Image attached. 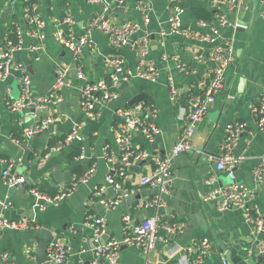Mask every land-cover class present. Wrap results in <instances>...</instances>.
I'll use <instances>...</instances> for the list:
<instances>
[{
	"label": "crops",
	"instance_id": "0c3cea01",
	"mask_svg": "<svg viewBox=\"0 0 264 264\" xmlns=\"http://www.w3.org/2000/svg\"><path fill=\"white\" fill-rule=\"evenodd\" d=\"M29 1L33 0H0V45L14 25L20 46L12 52L9 71L0 78V215L11 220L27 219L36 227L0 230V264H4L5 252L16 264H56L49 259L38 260L39 238L34 233L40 228L55 232V241H64L74 252L84 249L83 264H88L95 257L94 228L84 224L88 215L105 220L106 232L100 242L109 238L122 242L125 214L134 222L158 214L161 220L183 223V231L177 234L160 230L162 239L149 252L122 243L116 264H172L188 243L204 238L210 244L205 264H220L226 246L245 256L253 253L261 237L254 225L240 209L219 210L207 194L230 182L226 171L216 170L213 157L220 151L226 124L242 120L246 127L233 151L244 158L234 168L235 180L253 190L254 203L264 213V190L254 175L264 153V130L259 129L251 113V106L264 94V0H244L239 9L222 0H123V7L109 10L106 17L138 24L133 39L148 40L146 58L155 66L157 79L132 78L119 83L118 97L103 104L95 119L87 117L80 106L83 80L77 77L78 71L86 81L95 82L107 79V59L122 58L130 71L137 62L135 50L117 46L109 35L90 27L104 12L103 4L113 0H63V6L61 0H34L27 6ZM175 4L183 9L182 29L192 35L169 30L168 19ZM68 16L72 24L66 21ZM217 16L225 22L216 26L213 20ZM33 17L43 25L36 26ZM57 32L75 39L86 37V41L73 52L55 39ZM216 45L224 47L226 57L232 52L225 66L224 85L195 124L191 149L174 157L162 205L145 207L143 204L159 194V189L141 185L138 180L153 170L155 158L166 154L178 139L190 96L202 92L217 65L209 58ZM64 66L67 84L53 91L57 70ZM22 70L29 76L34 96L48 95L52 99L46 107L16 112L8 109L9 100L21 93ZM170 77L176 91L174 98L167 83ZM139 94L144 100L129 106ZM125 107L138 108L147 120L159 126L160 134L153 142L140 133L133 134L131 148L144 156L128 167V195L112 203L118 194L115 188H100L109 172L107 150L117 155L114 130L121 124L119 110ZM76 122L80 123V139L51 152L40 164L49 146L61 140ZM37 124H43L39 132L22 137L24 128ZM8 162L9 172L23 178L20 183H6L2 172ZM91 166L94 170L85 181L73 182ZM211 176L215 177L212 183ZM23 182L28 185L22 186ZM31 188L49 196L66 189L70 194L52 204L31 194ZM77 257L74 253L63 264H76ZM98 261L108 264L103 258Z\"/></svg>",
	"mask_w": 264,
	"mask_h": 264
},
{
	"label": "built area",
	"instance_id": "2783aa9c",
	"mask_svg": "<svg viewBox=\"0 0 264 264\" xmlns=\"http://www.w3.org/2000/svg\"><path fill=\"white\" fill-rule=\"evenodd\" d=\"M89 2H99L101 0H88ZM229 4L231 8L239 9L244 0H222ZM123 7V0H113L112 3L103 4L104 12L92 22L90 27L96 28L103 33L110 36L112 42L117 46H127L136 51L137 62L133 71L128 70L122 58L107 59L108 76L106 80L95 82H88L82 71H78L77 77L83 80L80 87V106L85 115L91 119H95L100 115L101 106L118 97L116 86L121 82H129L132 78H141L145 80L155 81L157 79V72L153 63L146 58L148 54V40L141 38L133 39V34L138 28V24L125 20L116 22L110 17H106L107 12L113 8ZM146 10V7H143ZM27 11V10H26ZM183 9L175 4L172 13L168 19L169 30L175 33H182L185 36L192 35L189 30L182 29L180 18ZM146 19V15H145ZM32 20L36 26L40 27L43 22L33 17ZM69 24L73 23L70 16L66 18ZM225 20L222 16L214 18V25L222 24ZM213 33H216V28L213 26ZM55 39L58 40L65 48L77 52L80 44L86 41V37L75 39L71 35L57 32ZM210 40H212L210 38ZM20 49L18 43H13L6 35L0 45V78L4 77L10 68V58L12 52ZM232 53V52H231ZM231 53L228 57L224 54V47L216 45L209 54V58L217 65L214 67L211 76L204 83L201 93L193 94L188 100V106L182 116V125L179 137L171 146L169 151L163 156L155 158V166L153 170L139 178L138 183L141 185L157 186L159 194L146 201L143 206L148 208H157L161 206L162 194L168 191V184L172 174L173 159L176 155L188 152L191 149L190 139L194 131L195 124L204 116L209 106L215 101L218 92L224 85V71L227 62L231 59ZM23 74L21 80V93L18 97L10 99L7 107L10 111H22L26 108H43L52 99L48 95L34 96L30 88L29 76L22 70ZM67 67H61L57 70L56 80L52 86V90L56 91L64 84ZM171 98H174L176 91L173 86L172 78L167 80ZM154 111V110H153ZM251 113L256 118L259 129L264 130V94L259 98L258 102L251 106ZM119 116L124 120L118 128L114 130L115 142L117 147V155H113L111 151L107 150L106 160L109 165V172L105 176L104 184L111 185L118 192L116 199L112 203L127 196L129 188L126 186L128 179L129 165L144 156L142 152H135L131 148V137L133 134H142L149 142H153L160 134V128L153 121L147 120L138 110V108L125 107L119 110ZM44 123V122H43ZM246 127V123L242 120H233L226 124L225 135L220 147V151L213 157L215 167L218 171H226L230 182L226 185L218 186L208 192L207 198L216 201L217 208L221 211L229 209V204L240 209L246 219L254 225L255 232L260 234V240L256 251H264V213L260 212L254 203V193L245 183L235 180L234 168L244 158L243 155L236 154L233 150L238 143ZM43 128V124L28 126L22 131V137L29 138L36 134ZM80 123H74L69 132L59 141L50 145L48 151L40 158V164L49 156L51 152L60 151L65 148L71 141L80 139L79 135ZM11 163L8 162L2 174L6 177V183L15 185L22 181V177L9 172ZM94 170L93 166L89 167L87 171L80 178H75L73 182L85 181L87 177ZM255 179L258 185L264 190V153L261 155L257 167L254 169ZM215 177L211 176L209 182H214ZM30 193L35 197L44 200L45 202L58 204L70 194V189H66L49 196L35 188L30 189ZM122 229L124 238L119 242L113 238H109L100 242V239L106 232V223L103 217L88 215L84 224L94 228L95 245L93 253L95 257L88 261V264H101L98 259L103 258L108 264H116L119 260L120 246L122 243L135 245L145 252H149L159 239L160 230L167 234H177L183 231V223L177 220L168 221L161 220L158 214H152L138 222H134L129 214L122 217ZM36 227L33 222L27 219L11 220L3 215H0V230H25ZM210 244L207 239L194 240L188 243L180 255L174 260L172 264H205V256L209 250ZM76 254V264H83L84 249L74 252L72 247L62 240H56L50 243L46 250V255L50 261L56 264H63L67 262L71 255ZM4 264H16L9 261V255L5 252L2 256Z\"/></svg>",
	"mask_w": 264,
	"mask_h": 264
},
{
	"label": "water",
	"instance_id": "95a60500",
	"mask_svg": "<svg viewBox=\"0 0 264 264\" xmlns=\"http://www.w3.org/2000/svg\"><path fill=\"white\" fill-rule=\"evenodd\" d=\"M242 24L241 22H239ZM143 95L139 94L134 97L129 103V106H133L134 103L139 101H143ZM119 122H123V118L121 116L117 117ZM28 185L27 182H23L22 186ZM229 209H237L235 206L229 204ZM34 236L39 238V244L37 247V256L39 261H44L47 258L46 250L50 243L54 242L56 239V233L51 232L46 228H40L35 231ZM238 250V249H237ZM235 248H230L226 246L222 248L220 264H264V251L258 252L254 251L251 254L245 256V254L238 253Z\"/></svg>",
	"mask_w": 264,
	"mask_h": 264
},
{
	"label": "trees",
	"instance_id": "16d2710c",
	"mask_svg": "<svg viewBox=\"0 0 264 264\" xmlns=\"http://www.w3.org/2000/svg\"><path fill=\"white\" fill-rule=\"evenodd\" d=\"M33 1H29L27 2V6L31 5V3H33ZM64 1L61 0L60 4L63 6ZM26 5V3L24 4V6ZM6 36L13 42L16 43L17 41V35H16V30H15V26L11 25L10 29L8 30V32L6 33Z\"/></svg>",
	"mask_w": 264,
	"mask_h": 264
}]
</instances>
